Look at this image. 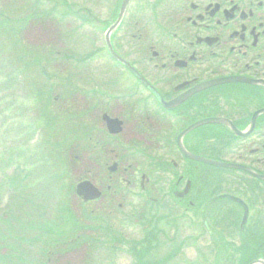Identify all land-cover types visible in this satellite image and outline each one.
Instances as JSON below:
<instances>
[{
  "label": "flooded vegetation",
  "instance_id": "1",
  "mask_svg": "<svg viewBox=\"0 0 264 264\" xmlns=\"http://www.w3.org/2000/svg\"><path fill=\"white\" fill-rule=\"evenodd\" d=\"M87 1L92 8L82 6V23L92 19L88 37L99 40L104 25L117 21L123 0ZM111 42L130 64L111 57L110 63H82L77 102L82 161L98 168L103 191L105 179L109 183L100 206L133 178L146 189L152 178L137 169L157 167L170 176L167 183L158 176L160 188L169 189L154 198L167 209H192L213 219L226 207L211 212L208 200L223 193L241 199L236 206L239 229L252 241L249 262L264 258V177L254 175L264 176V0H130ZM90 84L95 87L85 91ZM204 119L212 122L185 133ZM180 143L239 169L212 183L206 177L211 171L199 170L208 166L182 154ZM113 166V173L102 174ZM202 176L208 181L194 191Z\"/></svg>",
  "mask_w": 264,
  "mask_h": 264
},
{
  "label": "rangeland",
  "instance_id": "2",
  "mask_svg": "<svg viewBox=\"0 0 264 264\" xmlns=\"http://www.w3.org/2000/svg\"><path fill=\"white\" fill-rule=\"evenodd\" d=\"M8 1L0 0V11L4 10V14L0 12V23L7 22L9 19H12L10 24L16 23L18 29L16 36L20 46L17 48H21L24 53L29 52V56L25 55L22 62L28 63L30 60H36L37 66L27 67L24 62L22 63L19 59V50L14 46L0 53V218H3V222L0 220V254L4 253L9 259L11 257L12 262L21 263L24 260L27 264L46 262V250L50 248V245L45 243L49 241V233L55 230L56 226L62 227L63 223L55 225L58 223L57 219L59 221V207L63 201L70 199L74 208L79 206L75 208L74 217L80 218L83 225L90 226L80 233L83 236L90 235L93 239L87 246L82 244L83 246L78 251L60 257L58 264H83V262L85 264H136V258L130 252L132 242L129 244L124 242L101 243V239H108L105 232L94 230L96 220H86L84 217V210L87 214V211L94 210L96 207L93 204L82 206L81 200L72 192V186H75L81 178L79 168L73 165L77 162L73 158L78 157L79 153L77 152L78 155L75 151L66 153L65 146L70 143L73 134L64 140L55 136L52 128L55 130V126L59 127L60 121L54 118L56 121L52 122L49 118L50 112L54 117L65 115L64 111L61 112V106L76 114L77 104L72 105L69 100L68 104L62 103L61 105L56 99L58 95L66 93L60 85L67 73L62 71V66L55 67L57 63H64V61H61V57L55 54L52 58L54 69L47 63L51 58L48 48L58 50L63 45L57 40L55 34L46 35V32L42 30L37 31L35 36L30 32V24H25L23 20L26 16L25 11L18 10L23 5L28 6L30 0L24 2L16 0L7 4ZM8 37H10L9 33H0V43L9 44ZM100 45H102V40H100ZM70 46L76 54L77 40ZM11 57H13L12 62H10ZM55 75H57L56 78H53ZM73 76L78 75L74 73ZM51 84L56 86L53 91L49 90ZM54 103L57 104L54 105ZM73 113H71L72 116H74ZM71 121L75 123L74 118H71ZM68 162H72V169L69 168ZM167 176L166 178H169V175ZM223 177L222 172L213 171L209 174V181L214 183L216 178ZM225 179L227 182L236 183L229 176H225ZM50 181L53 183L50 184ZM214 191L217 190L213 189ZM28 194H32V201L35 200L34 207L32 205L23 207L22 200H18L20 195L26 197ZM14 213L18 215L16 220H13ZM50 216L52 219L56 217L54 223L48 220ZM157 217L154 215L152 218ZM116 219L112 216L110 222ZM67 222L71 224L69 220ZM132 225L133 229L130 227L124 235H127V239L131 241L141 240L142 229L137 228L135 224ZM158 229L170 235L172 233L165 223L160 222ZM95 238H100V240L94 241ZM167 238L171 239V236ZM167 238L161 237V241ZM161 245L162 247L153 252L155 258L151 264L167 260L166 255L171 252V246L165 249L163 242L159 246ZM16 254L22 255L16 258ZM49 260L51 261L52 258ZM188 261L190 264H209L203 259H196L195 255L194 258L187 259L186 264Z\"/></svg>",
  "mask_w": 264,
  "mask_h": 264
},
{
  "label": "trees",
  "instance_id": "3",
  "mask_svg": "<svg viewBox=\"0 0 264 264\" xmlns=\"http://www.w3.org/2000/svg\"><path fill=\"white\" fill-rule=\"evenodd\" d=\"M0 12H2L3 14H4V10H2V11H0ZM0 15H1V13H0ZM10 20V19H9ZM4 22H1L0 23V25L2 26V24H3ZM9 39H11L12 41H13V45L10 43V44H6V43H0V53H4V52H6V49H8L9 48V45H10V47H13L14 46V48H15V46H16V41L13 39V38H9ZM25 55H21V57L23 58ZM12 59H11V61L10 62H12V60H13V57H11ZM1 71V70H0ZM0 259H3V261L4 262H8L9 263V258H6V257H2V258H0Z\"/></svg>",
  "mask_w": 264,
  "mask_h": 264
},
{
  "label": "water",
  "instance_id": "4",
  "mask_svg": "<svg viewBox=\"0 0 264 264\" xmlns=\"http://www.w3.org/2000/svg\"><path fill=\"white\" fill-rule=\"evenodd\" d=\"M124 6H125V4H124ZM85 192L90 195V197L87 196L86 198H95L96 196L99 195L98 193H96L94 188L88 183L87 184H82L78 188V193H81V194L84 193L85 194ZM90 193H92V194H90Z\"/></svg>",
  "mask_w": 264,
  "mask_h": 264
}]
</instances>
